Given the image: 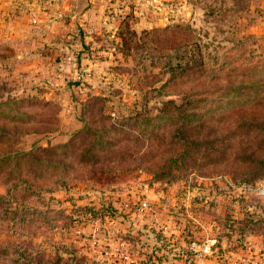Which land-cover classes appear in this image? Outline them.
Wrapping results in <instances>:
<instances>
[{
  "label": "rangeland",
  "instance_id": "rangeland-1",
  "mask_svg": "<svg viewBox=\"0 0 264 264\" xmlns=\"http://www.w3.org/2000/svg\"><path fill=\"white\" fill-rule=\"evenodd\" d=\"M69 9L76 15L70 16L72 23H55L50 39H60L62 55L66 40L86 23L79 67L66 59L60 70L48 68L32 54L40 44L16 40L44 35L36 26L18 35L12 26H0V158L31 144L66 141L82 123V132L89 130L73 140L67 156H38V166L23 160L0 167V194H6V185L17 191L9 189L15 201L8 206L0 203V251L6 253L0 254V264L20 246L50 250L70 242L84 248L87 264H105L104 259L112 264L102 251H113V258L128 254L151 260L159 252L144 254L145 241L150 231L158 235L148 217L137 224L127 214L104 219L87 212L118 209L122 200L140 196L175 212L187 227L193 220L178 203L186 194L199 237L201 226L223 238L228 224H249L246 238L258 264H264V181L231 178L255 170L234 155L256 151V159H264L259 150L264 133L248 137L246 127L236 125L237 113L254 108L253 103L264 109V0H75ZM170 22L177 24L170 32H154ZM157 34L168 41L159 43ZM184 40L199 45L204 73L160 88L172 66L160 56L175 53L174 45ZM250 84L257 87L241 96L239 88ZM101 114L106 118L97 121ZM193 140L201 146L193 148ZM48 162H61L63 169L48 168ZM56 211L79 215L78 225L68 232L69 221ZM124 233L134 248L119 238ZM222 245L229 246L225 240Z\"/></svg>",
  "mask_w": 264,
  "mask_h": 264
},
{
  "label": "trees",
  "instance_id": "trees-1",
  "mask_svg": "<svg viewBox=\"0 0 264 264\" xmlns=\"http://www.w3.org/2000/svg\"><path fill=\"white\" fill-rule=\"evenodd\" d=\"M74 1L75 0H70V3H74ZM232 1L234 2L235 0H232ZM70 16H71V13L69 12L67 13L66 11V14L60 15V18L67 17L66 20L69 21ZM83 25L84 27L79 24V26L76 27L78 33L75 31V33H73L70 39L66 40V43H64V45L62 46L64 49V52L62 53V55H60V52L55 51L56 49L55 46L44 44L42 48L38 49V54H39L40 59L45 60L48 64H50L49 66H51L52 64L55 66H60L67 59V57H70V59H72L71 60L72 65L79 67V65L81 64L80 61L83 58L82 56L83 50H85V46H83V44H86L85 38L87 35L86 30L84 29L87 25L86 23H84ZM175 25L177 24L170 22L165 27L156 29L154 32H161L160 34H165V33L170 32L169 29ZM182 32L184 36L189 35L188 28H183ZM145 33H149V32H145ZM156 39L159 43H165L168 41V37L166 36L160 37L158 34L156 35ZM26 46H27V43H26ZM193 46L195 49H197L195 53L194 51L190 49ZM191 47H190V43L184 40L174 45L175 53H172V54L164 53L160 56V58H169V61H171L172 63L171 68H167L169 77L161 85L160 88H164V85L168 83L167 81H171V82H176L177 80L189 81V80H196L197 78L202 76L205 70L203 53L201 52V49L199 48V45L196 42H193L191 44ZM46 56H49V57H46ZM65 83L66 85L71 86V83L69 81ZM58 84L59 85L57 86L60 87V83ZM251 85L252 84L239 88L240 90L239 92H241V96L244 94H247V91H249L250 89H255V87H257V85H252V86ZM96 98L100 99L97 96ZM32 99L33 98H29L28 100H32ZM185 101L188 102V100H185ZM191 101L192 100H190L189 102ZM251 106L254 107L252 108L253 110L248 108L244 112H241V113L238 112L237 113L238 115L236 118V120H238L236 124L237 127L239 128L246 127L245 131L248 133V137L252 135L254 136L258 134L259 132L264 133V116H262L264 115V109L261 108V104L256 106L253 103ZM28 115H31V114H28ZM202 115L203 114H199V116H202ZM32 118H35V116ZM82 118L83 117L81 116V119ZM104 118H106V115L101 114V116L98 118L99 120L97 121L103 120ZM83 127L85 126H83V123H82V126L74 130L73 132L74 135L72 134L70 138H68V140L66 141H63V142L55 141L52 143L51 142L52 140H51L50 143L47 142L48 144L46 143L47 145L45 146H41L38 144H31L29 149L24 150L22 152L16 151L14 152L13 156L5 155L0 158V167L9 166L11 162L14 163L15 165L18 161H23V160L27 162L30 166H38V165H42V162H39L36 159V157L38 156L53 157V156L60 155V154L67 156V150H69L70 148H73V140L78 139L79 137H81V135L87 136V133L89 130H87V127H86L84 131L82 132ZM188 129L191 130V128H188ZM104 133H107V132L105 131V132H102L101 134L104 135ZM198 142L200 141L193 140L191 142V146L193 148H197L201 146V144ZM259 150H264V148L262 147ZM194 151H197V150H194ZM257 154L258 152L256 151H250V152L243 153L241 156H238V154L234 155L233 158L237 157V159H239L241 163L248 165L251 168L255 169L254 171L249 172V174H242V176L240 177L234 175L237 178H235L234 176L233 177L231 176V178L234 181H237L240 183H249L251 181H256V180L258 181V179L261 181H264V179H261L264 177V159H256ZM12 158H15V159L13 160ZM168 160L173 161V158H170ZM53 165L54 166L60 165L58 167H61V170L63 169V166H64V164H62L61 162L60 163L58 162L57 164H51V162H48L46 167L53 168L54 167ZM259 169H261L263 173H259L260 172ZM107 172H110V170H108ZM25 187L27 188V186ZM6 188H7L6 194L5 195L0 194V203L3 202L4 206H8L9 200L12 202L15 201L13 200V196H11L14 194H11L9 190V189H12V187L6 185ZM12 192L16 193L17 191L14 188L12 189ZM23 206L25 205L23 204ZM117 210L118 209L116 207L108 206V207H102L100 209L92 208V209H89V212L87 213H89L90 216L92 217H100V218L105 219L108 216H114V217L117 216V214L119 213V210L118 211ZM33 211L34 210H31V214L33 213ZM25 213L27 214L30 213L27 208H26ZM55 213H57V216H60V218H65L69 221V225L67 226L64 225L65 226L64 228L70 227L68 229V232L73 226L78 225L80 221L78 219L79 215L73 216L69 214H63L62 211H56ZM173 214L176 216L175 212H173ZM175 218L176 219L173 220V223L177 224L179 221L177 220L178 216H176ZM186 228L189 234H191L190 231L195 232L194 225L192 224H190V226L188 225ZM226 229L227 230L224 235L225 237L220 238L218 236V239H219V242L221 243L225 240L226 243L229 245L228 249L230 248V241L233 237H236L239 245L241 246L247 243L249 240H247L246 238L247 236L246 233L252 230L250 229L249 224H248V227H246V226L241 225L240 221H239L238 227L237 226L234 227V225L228 224ZM236 229H238V233H235ZM156 234L158 236L154 237L153 231H150V235H152V237L150 238L151 240L146 239L145 241V246H146L145 252L146 253L144 254H146L147 256H150L154 253L155 250H157L160 253V255L158 256L159 260L163 258L164 259H172V258L178 259L184 256L182 252L174 253V252L168 251L166 249L165 243L156 245L155 242L161 239L160 234L159 233H156ZM118 235L120 236L119 237L120 239L128 240V242H130V244L132 245L131 246L132 248L136 246V243L131 242L130 241L131 237L126 235V233L118 234ZM3 252L4 251H0V254ZM134 252L136 253V256H138L139 252L136 250ZM222 252H225V248H222ZM85 253L86 252H84V248L76 246L72 242L63 244V247H60L59 245H57L56 249L54 248L50 250H47V248H43L41 250L39 249L33 250V247L26 248V246L25 247L20 246L17 249H15L13 252H9V254L12 255V257L8 258V261L9 260L10 261L6 264H19L18 259H21L22 257L28 259V261L25 262L24 264H87L89 260L87 261L85 260L86 259ZM63 255H65V257ZM108 261H109L108 259H104L105 264H110V262ZM98 263L99 262H94V261L92 262V264H98ZM111 263L113 264L112 261Z\"/></svg>",
  "mask_w": 264,
  "mask_h": 264
},
{
  "label": "built area",
  "instance_id": "built-area-1",
  "mask_svg": "<svg viewBox=\"0 0 264 264\" xmlns=\"http://www.w3.org/2000/svg\"><path fill=\"white\" fill-rule=\"evenodd\" d=\"M191 200V196L186 194L178 199V203L185 208L187 217L192 218L193 222L190 224H195L196 218L187 209L192 203ZM118 210L121 214L131 215V219L135 220L137 224L141 223L140 221L144 217H148L149 220L146 223L149 226H154L155 233H159L161 236V239L155 242L156 245L165 243L168 251L174 253L182 252L184 256L178 259L163 258L159 260L158 256L160 253L155 250L153 254L158 253V255L151 260L144 261L128 254H118L119 256L113 258V251H102L108 254V258L111 259L113 264H258L254 255V244L249 241L241 246L236 237H233L230 241V248H226L225 252H222L223 245L219 242L215 231L210 230L209 227L201 226L202 231H204L203 236L199 237L192 231L189 234L186 225L182 226L179 223H173L175 215L172 211L164 207L161 208L159 204H155L145 197L130 196V198L119 202ZM164 215L165 218L162 221L160 217ZM119 244L125 246L123 242ZM231 250H237L239 254L233 256Z\"/></svg>",
  "mask_w": 264,
  "mask_h": 264
},
{
  "label": "crops",
  "instance_id": "crops-1",
  "mask_svg": "<svg viewBox=\"0 0 264 264\" xmlns=\"http://www.w3.org/2000/svg\"><path fill=\"white\" fill-rule=\"evenodd\" d=\"M60 4H63V6H60ZM69 7L70 0H0V26H12V28H16L14 32L16 35L23 33L22 29H26L27 26H36L42 31L41 33L45 34L42 36L41 34H37L35 36L30 34L26 35L25 37L18 35L16 36V40H24L23 42L31 43L33 45L40 44L43 46L44 44H47L50 46H55V51L60 52V39H50V32L54 28L55 23H72V21H70L71 19H68L69 21L62 23L61 18H59L60 15L66 14V11H70ZM75 16L76 15L73 17ZM48 28H51V30L49 31ZM32 54L39 56L38 48H36L35 53ZM67 59H70V57H67ZM52 67L56 68V70H60V66H48V68ZM231 253L233 256H237L239 254L237 250H231Z\"/></svg>",
  "mask_w": 264,
  "mask_h": 264
}]
</instances>
